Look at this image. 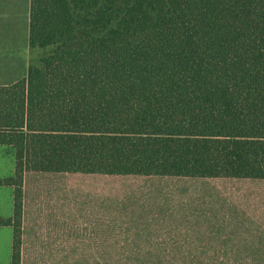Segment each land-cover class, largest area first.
<instances>
[{
  "label": "trees",
  "instance_id": "1",
  "mask_svg": "<svg viewBox=\"0 0 264 264\" xmlns=\"http://www.w3.org/2000/svg\"><path fill=\"white\" fill-rule=\"evenodd\" d=\"M28 43L11 264H264V0H30Z\"/></svg>",
  "mask_w": 264,
  "mask_h": 264
},
{
  "label": "crops",
  "instance_id": "2",
  "mask_svg": "<svg viewBox=\"0 0 264 264\" xmlns=\"http://www.w3.org/2000/svg\"><path fill=\"white\" fill-rule=\"evenodd\" d=\"M0 0V85L10 84L26 75L29 54L30 0ZM27 64L18 71V59ZM12 242V240H11ZM11 261V260H10Z\"/></svg>",
  "mask_w": 264,
  "mask_h": 264
},
{
  "label": "rangeland",
  "instance_id": "3",
  "mask_svg": "<svg viewBox=\"0 0 264 264\" xmlns=\"http://www.w3.org/2000/svg\"><path fill=\"white\" fill-rule=\"evenodd\" d=\"M21 5L23 1L20 0ZM37 52L28 54V63L30 59L37 58ZM18 71L24 73L26 63L23 59H18ZM14 156L13 149L4 144H0V178L11 176L14 172ZM13 211V190L9 185L0 184V216L9 217ZM11 240H12V227L10 225L0 226V264H11Z\"/></svg>",
  "mask_w": 264,
  "mask_h": 264
}]
</instances>
